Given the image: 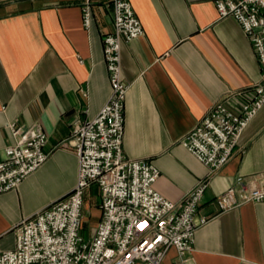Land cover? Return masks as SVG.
<instances>
[{"label": "crops", "instance_id": "1", "mask_svg": "<svg viewBox=\"0 0 264 264\" xmlns=\"http://www.w3.org/2000/svg\"><path fill=\"white\" fill-rule=\"evenodd\" d=\"M143 33L122 41L120 75L128 88L122 152L159 170L153 188L179 202L207 168L181 143L215 101L239 113L260 66L249 39L215 0H130ZM113 31L109 0H93L90 27L80 0H0V159L9 122L39 125L46 160L12 190L0 193V249L15 245L23 218L71 191L78 158L62 147L73 119L94 117L110 94L102 37ZM237 176L264 184V103L244 128L230 160L209 177L190 253L170 247L160 264L264 263V202L219 211L215 197ZM100 191L85 192L83 213L95 229ZM88 218V217H86ZM84 235L91 236L84 225ZM86 231V232H85ZM135 264H143L136 261Z\"/></svg>", "mask_w": 264, "mask_h": 264}, {"label": "built area", "instance_id": "2", "mask_svg": "<svg viewBox=\"0 0 264 264\" xmlns=\"http://www.w3.org/2000/svg\"><path fill=\"white\" fill-rule=\"evenodd\" d=\"M93 0H81V19L88 29ZM113 31L102 37L110 94L98 113L73 119L67 145L78 158L76 183L67 194L23 218L14 227L15 245L0 249V264H160L170 247L184 256L193 248L196 229L208 216H197L209 177L234 154L240 136L264 103V0H215L220 17L234 18L249 39L260 66L239 113L226 98L215 101L180 143L207 168L179 202L153 188L159 170L146 159L122 152L124 103L128 85L120 75V46L143 33L130 0H109ZM11 141L0 159V193L15 189L47 158V135L39 125L9 122ZM100 191V219L91 236L81 234L86 190ZM219 211L246 202H264V184L237 176L214 199ZM264 264V263H262Z\"/></svg>", "mask_w": 264, "mask_h": 264}, {"label": "rangeland", "instance_id": "3", "mask_svg": "<svg viewBox=\"0 0 264 264\" xmlns=\"http://www.w3.org/2000/svg\"><path fill=\"white\" fill-rule=\"evenodd\" d=\"M11 1H15V0H11ZM81 1V0H80ZM62 147H66V148H69V149H71V147H69L68 145H67V139L65 140V141H63L62 142ZM85 216V223H84V225L85 226H83V227H86V229L88 230V232H90V231H92L93 230V228H92V223H91V218L89 217V215L87 214V213H83V217ZM86 217H88V218H86ZM86 232V231H85ZM93 232V231H92ZM81 234L82 235H84L85 233H83V231L81 230ZM85 236V235H84ZM86 237H88V235H86ZM12 248H14V247H11V248H9V249H12Z\"/></svg>", "mask_w": 264, "mask_h": 264}]
</instances>
